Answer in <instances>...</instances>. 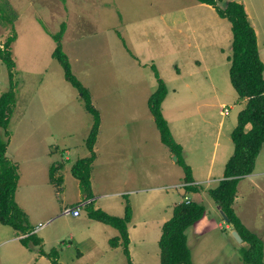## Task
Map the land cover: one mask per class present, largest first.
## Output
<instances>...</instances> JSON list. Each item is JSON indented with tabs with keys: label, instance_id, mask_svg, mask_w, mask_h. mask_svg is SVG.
Listing matches in <instances>:
<instances>
[{
	"label": "rangeland",
	"instance_id": "rangeland-1",
	"mask_svg": "<svg viewBox=\"0 0 264 264\" xmlns=\"http://www.w3.org/2000/svg\"><path fill=\"white\" fill-rule=\"evenodd\" d=\"M244 1L258 33L259 56L264 62V0ZM189 2L0 0V45L7 36L15 34L9 44L15 62L11 68L15 104L7 127L9 156L19 157L25 168L34 163L38 165L37 171L40 175L45 174L43 182L46 183L48 165L45 164L48 158L44 157L45 153L52 150L59 154L58 160L50 164L56 169V175L61 176V193L49 186L54 206L43 208L42 201L49 199L44 191L40 199L35 198V208L28 207V221L31 232L41 237L42 248L45 251L55 249V258L61 264H123L126 256L121 245L113 249L115 246L107 240L95 245L91 229L99 222L86 220L84 209L79 217L62 212L65 209L62 204L66 203L68 208L81 191L70 165L89 152L84 139L91 127L92 115L85 110L80 92L64 78L59 61L51 55L55 41L50 32L55 33L61 23H65L66 31L60 39L62 48L68 55L73 73L88 89L92 104L114 106L118 110L115 119L124 116L116 125L120 129V141L130 145L131 151L121 153L125 157L122 161L117 158L116 162L110 160L106 163L100 149V158L92 168L95 191L112 193L120 190L121 194L112 198L122 197L123 201L127 198L135 209L140 202L138 195L144 192L149 195L167 193L172 201H176L184 194L179 187L147 189L166 183H183V169L174 159V153L160 141L153 116L147 108V92L156 84L150 63L157 67L159 76L170 88L163 106L167 114L163 115L173 137L185 148L184 158L192 166L196 178L206 176L209 158L216 153L213 142L220 131L219 121L223 123L224 133L221 136L226 138L228 128L235 124L238 111L244 107L243 102L246 103L245 98L239 99L229 80L230 60H226L220 52L221 46L222 50L231 53L232 32L228 19L220 17L213 7L202 2L200 11L188 17L191 24L199 19L202 28L198 31L205 34V40L201 42V56H198L200 64L187 58L188 53L198 54L185 50L187 41L193 38L186 25H166L161 19L177 20L179 16L189 15ZM219 4L223 5L222 2ZM164 13L166 17H160ZM203 13L207 15L205 19ZM200 18H203L204 24ZM177 67L180 73L175 77ZM9 80L8 67L0 58V94L7 90ZM137 112L142 114V119ZM0 132L4 134L2 128ZM15 151L20 154L16 155ZM219 157L220 153L213 163L214 170L223 163ZM224 166L225 163L221 172ZM213 176L217 177L218 173ZM250 178L252 181L258 179L253 184ZM133 188L138 195L129 193ZM185 194L188 195L187 192ZM208 194L206 199L200 198L199 201L207 208L214 207V201ZM152 198L154 196H150L149 200ZM233 208L242 222L255 231L264 243V174L241 180ZM217 217L222 220L221 226L213 224L212 228L209 227L205 255L196 253L198 239L193 236L194 228L187 230L196 262L214 259V264H224L226 254L238 256L237 249L231 245L232 242L239 243L232 234L231 224L222 215ZM39 224L43 225L37 229ZM26 234H17L12 226L0 222V264L34 261L32 251L18 240ZM240 243L247 245L242 240ZM30 245L39 249V245ZM239 259L237 261L232 257L226 264H250ZM135 260L138 262L136 255ZM37 264L44 262L38 261Z\"/></svg>",
	"mask_w": 264,
	"mask_h": 264
},
{
	"label": "trees",
	"instance_id": "trees-1",
	"mask_svg": "<svg viewBox=\"0 0 264 264\" xmlns=\"http://www.w3.org/2000/svg\"><path fill=\"white\" fill-rule=\"evenodd\" d=\"M213 7L217 14L229 20L232 32L230 43L231 53L228 75L239 98H245L246 103L237 113L236 124L230 132L233 141V151L225 162L223 175L218 183L208 189L213 201L228 217L231 224L247 245L239 248L242 261L250 264H264V243L261 237L250 230L240 219L233 208V200L237 191L239 179L253 170L255 157L261 148H264V62L259 56L256 32L249 22L243 2L238 0H198ZM222 2L223 5H220ZM9 19V18H7ZM64 30L62 22L55 33H51L55 46L51 55L55 57L62 69L64 78L79 92L83 106L92 115L91 127L84 139L89 150L87 156L77 158L71 165L70 171L78 179L79 187L85 198H91L90 164L95 157L93 145L96 139L100 116L97 108L92 104L88 89L81 83L71 70L67 54L62 49L60 36ZM15 34L7 36L3 45H0V58L8 67L9 86L0 94V222L12 226L17 234L27 233L19 240L23 245L30 243L39 245V253L50 258L51 264H61L57 261L56 250L45 251L40 245L42 239L31 232L27 213L17 204L14 192L17 186V165L5 154L8 143L10 114L15 104V84L12 79L14 59L9 49L10 42ZM157 80L156 88L147 98V105L154 117L159 137L171 152L176 155V161L184 172V188L186 191H196L197 186L189 182L193 180L190 166L185 162L182 146L177 142L167 124L161 110V102L167 93V85L159 76L156 67L151 64ZM247 124H249L248 127ZM53 166V165H52ZM49 169V178L54 181L52 170ZM86 214L94 219L110 224L118 230V235L109 238V243L116 246L121 243L126 256V263L132 264L128 250V233L126 223L131 217V205L126 198L123 215L110 214L99 207L93 206L92 199L84 204ZM205 212V206L194 199L180 200L173 206L172 215L163 222L158 239L160 249V264H193L191 252L186 241L185 229L198 221Z\"/></svg>",
	"mask_w": 264,
	"mask_h": 264
},
{
	"label": "crops",
	"instance_id": "crops-1",
	"mask_svg": "<svg viewBox=\"0 0 264 264\" xmlns=\"http://www.w3.org/2000/svg\"><path fill=\"white\" fill-rule=\"evenodd\" d=\"M238 1L243 2L244 6H245L247 18H248L249 22L251 23V25L253 26V28L256 32L257 44H258V33H257L256 28H255L252 16L249 12L248 6L244 0H238ZM189 3L191 4V5L190 4L187 5V7H189L191 9L190 10L191 12L189 13V15L179 16L177 20H175V19L171 20L169 18H161V19L163 20L164 24H166V25L179 26V27L186 25V27L192 32L193 38L190 41L189 40L187 41V43H186L187 45H186L185 50L190 49L192 51L191 53L196 52L198 54L197 56H195L192 54L190 55V53H188L187 58L189 59L190 62L200 64L201 59L198 56H201L200 55V52L202 51L201 42L202 43L204 42L205 34H202L198 31V29L200 30L202 28L201 27L202 25H200L199 19H198V22L195 21L194 23L191 24V18H188V17H190L191 15H194L200 11L199 8H200L201 2L198 0H190ZM202 3H204V2H202ZM195 10H197V12H195ZM205 13H203V16H202V17H204V19H205V15H206ZM164 14H161L160 17H166V13H164ZM197 15L199 16V14H197ZM210 17L212 18L211 13H210ZM200 21H203V18H200ZM203 24H204V21H203ZM65 31H66V29H65V23H64V30L62 31L61 35ZM51 33L52 32H50V34ZM60 39H61V36H60ZM222 41H220V43ZM219 44H218V46H220ZM61 45H62V43H61ZM221 48H223V47L220 46V52H222V55L225 56L226 60H229L228 56L230 54L228 52L224 51V49L222 50ZM142 62H145V61H142ZM229 64H230V61L228 63V68H229ZM150 67H151V63H150ZM156 69H157V67H156ZM157 71H158V69H157ZM179 73H180L179 68L177 67L175 77H178ZM158 74H159V72H158ZM192 74H193V70H192ZM155 79H156V77H155ZM156 86H157V80H156V84H154L152 86L154 88L153 89L150 88L148 90L147 98L150 95V93L156 88ZM169 90H170V88L167 87L166 95L168 94ZM166 95L161 102V110H162V113H164V115L167 114V112L164 111L166 109H163V106H164L165 100H166L165 99ZM147 98H146V102H147ZM239 99L243 100L244 98L243 99L239 98ZM243 103L245 104V102H243ZM93 105H95L96 108H98L99 116H100L98 131H97L96 139H95V142L93 145V149L95 151V157L90 164V185H91V192H92L93 196L91 198L87 199V198H85V194L82 191H80L76 195V197L71 201L72 203L68 206V207H71V206L79 203L80 204V213L78 215H73V213H71V212H68V213H70L71 216H77V217L81 216L80 214L85 210L84 204L86 203V201L92 199L94 207H99V208L103 209L104 211H106L110 214L123 215L125 201H123L122 197H120V199H113L112 198V196L121 194L122 191L115 190L112 193H107V192H99L98 193V192H96L95 191L96 190L95 184L93 182L92 168H93L94 163L100 158V149L103 150V153H104L103 160L106 163L109 162L110 160L116 162L117 158L121 159V161H122L125 157H123L124 154H121V153L122 152L125 153L126 150L131 151L132 147L130 145L127 146L125 144V142L122 143L120 141V138H119V136H120L119 130L120 129L118 128V125H116V122H118L124 116L120 117V119H115L116 112L118 110L113 108L114 106L102 105V107H101V106H97L96 104H93ZM147 108H148V105H147ZM148 110H149V108H148ZM137 113L139 114L140 118L142 119L143 118L142 114L140 112H137ZM144 117H145V119L148 118L147 113L144 114ZM153 121H154V117H153ZM235 124H236V121H235ZM235 124L233 126H231V128H228L229 135H225L226 138H223L221 136L224 133V131L222 129L223 123H222V120L219 121L218 129L220 131H218L216 139L213 142L214 148H217V150H216V153H213L212 156L209 158L208 165L206 166V169H205V175H206L205 177L196 178L192 172V166L188 163V160H186L184 158L185 162L191 168V174L193 177V180L189 183L197 186L196 191H186L185 190L184 185L186 182L183 179L184 172H182V182L184 183V185L183 186L180 185L177 187H179L181 189V191L184 192V194H183V196H180L178 199H176V201H172L169 198V195L167 193H160L158 195H149L148 192H144V194L138 195L134 188L129 192V193H134L135 195H138L139 200H140V202L137 205V209H135V205L133 203H132V205L130 204L131 205V217L126 223L127 233H128V238H129L128 250H129V254H130L132 264H160V249L158 246V239H159V236L161 233V226H162L163 222L165 220H167L172 215L174 204H176L178 201L184 199L185 195L188 196L189 199H194L200 203H203V202L199 201L200 198H205V199L207 198L208 189L215 186L218 183L219 179L222 177V175H223V172H221L222 165L226 162V160L228 159V157L230 156V154L233 151V141L231 139L230 132H231L232 128L235 126ZM139 125L142 128V124H139ZM248 126H249V124H247L246 127H248ZM127 141H130V139L127 138ZM9 143H10V139L8 137V143L6 146L5 153L7 155V158L9 157L13 162L16 163L17 171H18L17 186H16V189L14 192V199L17 202V204L27 213V216L29 217L30 216L29 208H35L33 206V203L36 200L35 198H39V196L42 197L43 193L45 191V194H47L49 196V199H48V201H42V202H44L43 205H45L43 208L49 209L52 206H54V201L52 200L51 190H50L49 186H52V188L57 189L56 192H58L60 194L61 193V184H60L61 183V176L56 175V173H55L56 169L53 168L52 175H53L54 181L50 180L49 168H50V166L53 165V164L52 165L50 164L51 161L53 162V161L58 160L59 154L57 152L55 153V151H52V150L48 154L45 153L46 155L44 157L48 158V163L45 164L46 166L48 165L47 166L48 170H46L47 171L46 176H47L48 182L44 183L43 181L45 180V174L40 175L38 173V171H37L38 165H36L34 163L33 165H29L28 167L25 168L23 166V162L21 164V160L19 157H13V156L10 157L9 156V147H8ZM122 148H125V149H122ZM218 149H219V153L221 156L219 158L223 161V163L221 164V166L217 165L215 170H214V164L213 163L215 162L216 158L218 159V154H219ZM227 150H228V152L226 153ZM184 151H185V148L182 146L183 157H185ZM263 152H264V148H261L260 151L258 152L256 158H255L253 170L249 174H246L239 179V181L237 183L236 195H235V198L233 200V206H234V202L238 198V187H239L241 180H243L244 178H248V177H252V176L257 177V176H261L264 174V157H262V155L264 154ZM15 154L19 155L20 152L16 153V151H15ZM88 154H89V152H88ZM87 155H85V156H87ZM218 164H219V162H218ZM71 165H70V167H71ZM59 166L60 165H58V168H59ZM215 173H218L217 177L213 176V174H215ZM156 175H158V174H156ZM112 178H114V176H112ZM165 179L169 180V178H167V177H165ZM256 179H258V178L253 179L254 182L252 181L251 178L249 180L251 183L254 184ZM76 180L78 182L77 178H76ZM114 180H116V178H114ZM102 181H103V178H102ZM55 182H57V183L55 184ZM52 183H53V185H52ZM177 184H180V183H177ZM78 185H79V183H78ZM175 185L176 184H173V183H166V184H162V185L154 186V187L149 186V187H147V189H161L163 186H164V188H166V187L170 188V186L176 187ZM178 192H180V191L178 190ZM185 192H187L188 195L185 194ZM205 193H206V195H205ZM150 196H154V198H152L151 201L149 200ZM198 196H199V198H198ZM103 197H105V199H102ZM99 198H101V199H99ZM145 198L147 199V201L144 202ZM128 201H129V199H128ZM129 203H130V201H129ZM62 205L64 206L65 209L67 208L66 203L65 204L63 203ZM235 211L238 214L236 209H235ZM64 213H67V212H64ZM219 214L221 215L219 208H218L217 204L214 202V207L207 208L205 206L204 215L198 221H196L194 224L190 225L189 227H187L185 229L186 241H187V245L189 246V249L191 252V259H192L193 264H214V259L209 260L207 262L202 261V260H199L198 262L195 261V253L190 246L189 236L187 234L188 228H190V227L194 228L193 236L198 239L197 247H196V253L198 252L202 255H205L206 254L205 253V247L208 246L207 245V241H208L207 231H209L214 226L213 224H215L217 226H221L222 220L221 221L218 220V217H217V216H219ZM86 220H94L96 222H99V224L95 223L96 225L93 226V228L91 229V232L93 233V239H94L95 245L98 244L99 241L103 242L104 240H107L109 242V238L118 235V230L110 224H107V223H104L100 220L91 218L88 215L86 217ZM209 227H211V228H209ZM98 232H99V234H98ZM200 232H202V233H200ZM197 233H200V234L195 236L194 234H197ZM16 238H18V237L16 236ZM18 240H19V238H18ZM238 242H239L238 245H237V243H233V242L231 244L233 246V249H237L238 256L235 257V255L232 253L226 254V256L224 258V261H225L224 264H226L230 260V258H232V257L237 261L240 260L239 259L240 258L239 248L241 246H245V245H241L240 241H238ZM41 245H42V243H41ZM119 245H121V243L117 244L113 249H118L120 247ZM24 246L28 250L32 251V253H33L32 257L34 259L33 262H26V264H37L38 261H43L44 264H50L49 259L45 255L40 254L38 252L39 251L38 248L36 249V247H33L31 245L30 246L24 245ZM121 247H122V245H121ZM135 255L138 259V262L135 260ZM229 264H233V263L229 262Z\"/></svg>",
	"mask_w": 264,
	"mask_h": 264
},
{
	"label": "built area",
	"instance_id": "built-area-1",
	"mask_svg": "<svg viewBox=\"0 0 264 264\" xmlns=\"http://www.w3.org/2000/svg\"><path fill=\"white\" fill-rule=\"evenodd\" d=\"M182 184H184V183H181V184H176L175 186L177 187V186H180V185H182ZM184 200L187 202V201H189L190 199H189V197L188 196H184ZM63 213L64 212H71V213H73V215H78L79 213H80V204L78 203V204H76V205H73V206H71V207H68V208H66L65 210H63L62 211ZM43 224H39V225H37V229L38 228H40L41 226H42Z\"/></svg>",
	"mask_w": 264,
	"mask_h": 264
},
{
	"label": "water",
	"instance_id": "water-1",
	"mask_svg": "<svg viewBox=\"0 0 264 264\" xmlns=\"http://www.w3.org/2000/svg\"><path fill=\"white\" fill-rule=\"evenodd\" d=\"M173 157L176 160V155L175 154H173ZM220 213L223 216V218L225 219V221H228V217L225 215V213L221 209H220ZM232 234L234 235V237L238 241H241L242 240L241 236L239 235V233L235 229H232Z\"/></svg>",
	"mask_w": 264,
	"mask_h": 264
}]
</instances>
